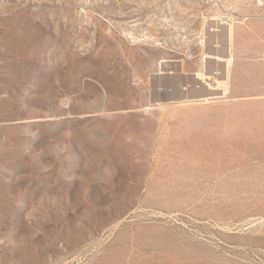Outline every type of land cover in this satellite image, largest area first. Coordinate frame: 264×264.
<instances>
[{
    "label": "rangeland",
    "instance_id": "374dc122",
    "mask_svg": "<svg viewBox=\"0 0 264 264\" xmlns=\"http://www.w3.org/2000/svg\"><path fill=\"white\" fill-rule=\"evenodd\" d=\"M0 264H264V0H0Z\"/></svg>",
    "mask_w": 264,
    "mask_h": 264
},
{
    "label": "water",
    "instance_id": "95a60500",
    "mask_svg": "<svg viewBox=\"0 0 264 264\" xmlns=\"http://www.w3.org/2000/svg\"><path fill=\"white\" fill-rule=\"evenodd\" d=\"M219 37H222L221 33ZM221 40L223 39L221 38ZM153 83L155 84L152 95V101L154 103L178 99L182 90L188 88L187 82H182L181 76L171 69L160 70V72L153 77Z\"/></svg>",
    "mask_w": 264,
    "mask_h": 264
},
{
    "label": "bare ground",
    "instance_id": "6f19581e",
    "mask_svg": "<svg viewBox=\"0 0 264 264\" xmlns=\"http://www.w3.org/2000/svg\"><path fill=\"white\" fill-rule=\"evenodd\" d=\"M226 30V29H225ZM220 32H221V34H222V39H223V31H222V29L221 30H219ZM219 35H220V33L218 32V34H217V37H219ZM220 42V41H219ZM226 42H228V40L226 41L225 39H223V46L222 47H220L221 48V50H220V55H221V57H224V50H225V43ZM220 43H222V42H220ZM212 45V44H211ZM226 49H227V47H226ZM215 50V49H214ZM213 50V51H214ZM213 55V54H212ZM213 57H214V55H213ZM216 59V58H215ZM217 60V59H216ZM165 62V63H164ZM167 68H170V66H169V64L168 63H166V61H162V62H160L159 63V70H163V69H167ZM197 75V74H196ZM197 77V76H196ZM203 82V81H202ZM206 85V84H205ZM207 86V85H206ZM166 102V101H165ZM158 103H164V102H158Z\"/></svg>",
    "mask_w": 264,
    "mask_h": 264
}]
</instances>
